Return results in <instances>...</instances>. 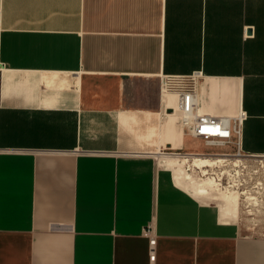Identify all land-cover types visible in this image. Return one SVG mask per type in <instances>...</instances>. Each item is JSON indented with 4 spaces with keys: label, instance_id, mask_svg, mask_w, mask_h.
<instances>
[{
    "label": "crops",
    "instance_id": "obj_1",
    "mask_svg": "<svg viewBox=\"0 0 264 264\" xmlns=\"http://www.w3.org/2000/svg\"><path fill=\"white\" fill-rule=\"evenodd\" d=\"M192 72L195 114L241 109L240 155L264 158V0H0V264H264L165 165L236 158L164 135L160 77Z\"/></svg>",
    "mask_w": 264,
    "mask_h": 264
},
{
    "label": "built area",
    "instance_id": "obj_2",
    "mask_svg": "<svg viewBox=\"0 0 264 264\" xmlns=\"http://www.w3.org/2000/svg\"><path fill=\"white\" fill-rule=\"evenodd\" d=\"M200 78V72L160 77L161 91L175 99L174 106H168L165 110L166 115L175 116L190 136L201 139L205 145L234 146V155L242 157L239 146L245 112L239 109L232 117L195 114L197 84ZM142 234L148 239L149 257L153 259L155 237L152 228H143Z\"/></svg>",
    "mask_w": 264,
    "mask_h": 264
},
{
    "label": "rangeland",
    "instance_id": "obj_3",
    "mask_svg": "<svg viewBox=\"0 0 264 264\" xmlns=\"http://www.w3.org/2000/svg\"><path fill=\"white\" fill-rule=\"evenodd\" d=\"M239 158L240 163L238 162L237 166L228 161L224 166L207 168L206 176H202L197 170L189 173L193 181L205 177L217 180L219 184L217 190L211 192L210 197L236 196L241 233L245 236L264 237V158L245 156ZM248 197L253 199L248 200ZM207 201L220 208L218 200L211 198Z\"/></svg>",
    "mask_w": 264,
    "mask_h": 264
},
{
    "label": "bare ground",
    "instance_id": "obj_4",
    "mask_svg": "<svg viewBox=\"0 0 264 264\" xmlns=\"http://www.w3.org/2000/svg\"><path fill=\"white\" fill-rule=\"evenodd\" d=\"M214 89V88H213ZM214 91V90H212ZM214 93V92H213ZM214 95V94H213ZM167 97V96H166ZM169 106L173 107L174 97H168ZM231 104V103H230ZM177 118L175 116H169L167 123L164 127V135L174 136L176 131L174 129V123ZM230 161L233 166H237L240 160L236 158L228 159L227 157L217 156L214 158H209L205 156H183L181 158L177 156L165 157V165L172 169L174 183L181 189L189 192L197 200L211 199L218 200L220 202V216L225 217V215L237 214V197L226 195L221 197H210V193L217 190L216 187L219 185L217 180L212 177H205L199 179L198 181H193L189 174V171L197 170L202 173V176H206L207 168L224 166L226 162ZM248 200L253 198L248 197Z\"/></svg>",
    "mask_w": 264,
    "mask_h": 264
}]
</instances>
